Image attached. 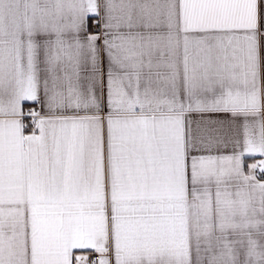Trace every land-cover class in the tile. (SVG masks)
Listing matches in <instances>:
<instances>
[{"label": "snow or ice", "instance_id": "1", "mask_svg": "<svg viewBox=\"0 0 264 264\" xmlns=\"http://www.w3.org/2000/svg\"><path fill=\"white\" fill-rule=\"evenodd\" d=\"M0 264H264V0H0Z\"/></svg>", "mask_w": 264, "mask_h": 264}, {"label": "crops", "instance_id": "2", "mask_svg": "<svg viewBox=\"0 0 264 264\" xmlns=\"http://www.w3.org/2000/svg\"><path fill=\"white\" fill-rule=\"evenodd\" d=\"M95 29H93V31H94Z\"/></svg>", "mask_w": 264, "mask_h": 264}]
</instances>
